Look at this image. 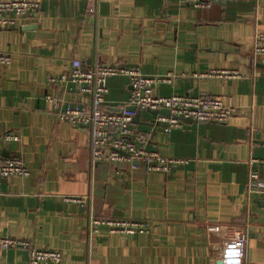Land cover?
<instances>
[{
	"label": "crops",
	"instance_id": "1",
	"mask_svg": "<svg viewBox=\"0 0 264 264\" xmlns=\"http://www.w3.org/2000/svg\"><path fill=\"white\" fill-rule=\"evenodd\" d=\"M6 1V0H0ZM37 13L0 26V155L22 157L28 176L0 177V236L57 248L60 264H264V195L247 190L250 169L264 180V55L252 36L264 30V0H216L194 8L178 0H33ZM72 58L173 73L155 88L215 95L236 112L226 123L183 120L165 132L139 110L148 148L186 159L170 171L127 160L94 161L86 129L60 121L46 99L91 106L90 96L50 82ZM234 68L239 79L200 77ZM103 108L118 111L128 77L107 80ZM14 134L17 139L6 138ZM85 198V203L66 200ZM92 217L143 218L146 233L123 235ZM0 264H28L23 249L0 248Z\"/></svg>",
	"mask_w": 264,
	"mask_h": 264
},
{
	"label": "built area",
	"instance_id": "2",
	"mask_svg": "<svg viewBox=\"0 0 264 264\" xmlns=\"http://www.w3.org/2000/svg\"><path fill=\"white\" fill-rule=\"evenodd\" d=\"M98 0H86L89 6H94ZM194 8H205L216 0H178ZM40 3L33 0L0 1V26H15L18 18L37 13ZM252 51L254 56L264 55V30H256L252 36ZM12 55L0 51V64H9ZM126 76L130 82L128 97L119 103L118 111H106L103 108L105 95L108 91L107 80L110 76ZM176 75L145 74L139 67L119 63H103L99 60L85 62L72 58L70 68L58 77H50L52 83L62 84L68 90H76L92 99L91 106L67 103L62 99L46 96L52 103V112L60 121L68 122L87 130L91 157L94 161L127 160L130 164L142 166L146 171L168 172L175 165L186 163V159L165 156L156 150L148 148V134L136 130L132 120L139 110L169 109V114H157L155 125L165 132L182 126L183 120L197 122L226 123L236 112L234 106L227 105L215 95H189L173 93L159 95L155 88L160 83H171ZM200 77L220 78L222 80L239 79L243 74L234 68L211 69L199 74ZM6 138L17 139L14 134ZM252 163L264 164V159L254 158ZM30 169L26 161L16 155H0V177L28 176ZM247 190L261 192L264 195V180H261L258 170L253 168L248 172ZM66 200L85 203V198L66 196ZM101 225H106L110 232L123 235L146 233L150 230V222L143 218H99L89 220L91 232L98 231ZM0 248L23 249L28 252V264H60L63 253L57 248H36L27 239L14 236H0Z\"/></svg>",
	"mask_w": 264,
	"mask_h": 264
},
{
	"label": "water",
	"instance_id": "3",
	"mask_svg": "<svg viewBox=\"0 0 264 264\" xmlns=\"http://www.w3.org/2000/svg\"><path fill=\"white\" fill-rule=\"evenodd\" d=\"M150 111H151L152 114L154 115V118H153L150 122L147 123V125H148L147 128H145V127H140V128L142 129V131H147L148 128H149V126L152 125V124H154V122H155V117H156L157 114L161 113V114L168 115V114L170 113V112H169V109H167V108H160V109H158V110H150ZM132 121H133V122H136V123H139V122H140L139 117H138L137 114L134 115Z\"/></svg>",
	"mask_w": 264,
	"mask_h": 264
}]
</instances>
